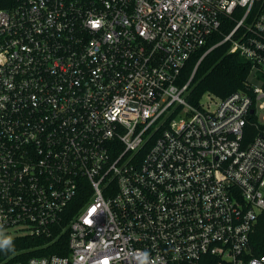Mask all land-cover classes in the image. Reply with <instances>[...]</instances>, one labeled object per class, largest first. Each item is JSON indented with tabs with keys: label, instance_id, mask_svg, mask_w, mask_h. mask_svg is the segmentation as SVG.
<instances>
[{
	"label": "built area",
	"instance_id": "2783aa9c",
	"mask_svg": "<svg viewBox=\"0 0 264 264\" xmlns=\"http://www.w3.org/2000/svg\"><path fill=\"white\" fill-rule=\"evenodd\" d=\"M221 44L245 87L193 103ZM261 222L264 0L0 8V239L68 249L7 264H264Z\"/></svg>",
	"mask_w": 264,
	"mask_h": 264
},
{
	"label": "trees",
	"instance_id": "16d2710c",
	"mask_svg": "<svg viewBox=\"0 0 264 264\" xmlns=\"http://www.w3.org/2000/svg\"><path fill=\"white\" fill-rule=\"evenodd\" d=\"M17 0H0V8L12 7ZM221 36L214 34L209 42L199 50L188 62L184 70V76H188L198 58L206 48L219 41ZM250 71V64L237 52H228V44H221L214 47L199 63L193 79V88L190 100L196 103L207 91L218 96L225 97L230 93L244 88L245 80ZM31 235L13 236L0 239V264H7L11 261L21 260L30 255L44 253H66L67 247L59 248L49 245L45 248H31L39 242ZM63 244H66V241ZM252 244L256 254H264V222H261L252 237Z\"/></svg>",
	"mask_w": 264,
	"mask_h": 264
},
{
	"label": "rangeland",
	"instance_id": "374dc122",
	"mask_svg": "<svg viewBox=\"0 0 264 264\" xmlns=\"http://www.w3.org/2000/svg\"><path fill=\"white\" fill-rule=\"evenodd\" d=\"M12 235H14V233H13V232L9 233V234H8V235H6V236H12Z\"/></svg>",
	"mask_w": 264,
	"mask_h": 264
}]
</instances>
